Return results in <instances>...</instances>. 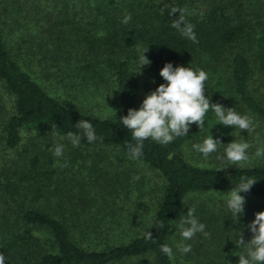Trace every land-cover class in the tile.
Wrapping results in <instances>:
<instances>
[{"label": "trees", "instance_id": "1", "mask_svg": "<svg viewBox=\"0 0 264 264\" xmlns=\"http://www.w3.org/2000/svg\"><path fill=\"white\" fill-rule=\"evenodd\" d=\"M40 1L0 0L5 264H238L237 253L245 254L246 247L237 240L241 234L245 243L251 240L247 225L254 214L244 209L236 219L227 198L217 194L247 177L258 182L240 194L264 199V157L241 168L196 165L180 150L190 125L187 136L168 145L145 140L142 157L133 160L127 145L136 142L120 118L129 108L138 110V72L157 88L166 84L160 70L171 63L205 71V96L213 77L222 89L227 75L228 90L213 104L242 116L249 112L264 125V98L252 89L254 82L264 88V0H48L47 6ZM173 8L179 11L171 15ZM180 15L194 25L198 43L171 26ZM146 49L151 63L140 66ZM59 89L85 96L112 92L118 111L98 115L71 105ZM205 118L219 125L211 109ZM80 120L103 139L88 143L75 127ZM219 126L227 146L235 128ZM69 132L82 136L78 147L66 138ZM58 143L64 145L61 157L53 155ZM107 151L120 155L118 162L100 165ZM188 209L209 235L184 241L191 251L181 254L178 225ZM147 231L152 240L145 238ZM164 244L175 259L160 251Z\"/></svg>", "mask_w": 264, "mask_h": 264}, {"label": "clouds", "instance_id": "2", "mask_svg": "<svg viewBox=\"0 0 264 264\" xmlns=\"http://www.w3.org/2000/svg\"><path fill=\"white\" fill-rule=\"evenodd\" d=\"M178 11L173 8L170 14ZM130 20L129 14L125 17L124 23ZM171 26L177 29L184 38L193 43L199 42L194 32V25L186 23L183 15L174 20ZM146 51L147 49L143 52L140 66L151 63L144 55ZM159 74L166 84H160L155 91L148 94L138 110L129 108L127 115L120 118L121 124L131 131L132 139L136 142L134 145L131 143L127 145L131 159L136 160L142 157L145 140L151 139L161 145H168L178 137L187 136L192 124H196L202 130L205 126V114L209 109L215 113L219 125L233 126L240 131L246 130L247 133L255 131V125L250 116H242L234 108L225 109L219 103L210 104V99L205 96V81L208 80L205 71H194L183 66L173 67L171 63H165ZM75 127L80 130L88 143L103 139L97 137L93 125L87 120H80ZM82 136L69 132L66 138L73 147H78ZM60 139L63 140L65 137H60ZM220 145L224 144L219 139L209 136L203 143L193 145V148L207 159L210 154L217 151ZM226 145L224 156L218 157L226 163V167L236 165L241 168L250 162L251 158L247 153L251 147L249 143L233 140ZM63 150L64 145L58 143L54 146L53 155L61 157ZM254 155L257 158L264 157V148H257ZM257 182L255 178L241 177L234 188L222 194L227 196V208L236 219H238V214H244L246 203L245 197L240 193L249 192ZM181 217L178 225L181 242L176 245V250L181 254H187L191 251V245L184 241L193 239L197 233H203L206 237L209 233L205 231V225L195 218L193 209H188L187 215ZM160 226L163 227V225ZM247 228L251 231L252 238L245 243L241 234L237 240L238 246L243 245L247 249L245 254L239 255L238 264H264V211L255 213V219L247 225ZM145 238L152 240L151 232L147 231ZM160 251L170 260L175 259L173 248L167 244L161 245ZM0 264H5L3 253H0Z\"/></svg>", "mask_w": 264, "mask_h": 264}, {"label": "rangeland", "instance_id": "3", "mask_svg": "<svg viewBox=\"0 0 264 264\" xmlns=\"http://www.w3.org/2000/svg\"><path fill=\"white\" fill-rule=\"evenodd\" d=\"M36 1V0H35ZM29 2V1H28ZM41 6H47L49 1L48 0H41L40 2ZM225 76V75H222ZM227 75L225 77H221V81L220 84L223 86V88L221 89L218 86H215V81L217 79V77H213L212 78V83L211 86L209 87V89L206 92V98L210 99V104H213L215 102V97L217 94L222 93L223 91L225 92L227 89ZM135 79L138 83V103H137V107L138 109L140 108L143 100L145 99V97L150 94L152 91H155V85H153L151 83V81H149L146 77V73L143 71L138 72V74L135 76ZM218 81V80H217ZM252 89H254V93L255 94H259L260 97L264 98V88L259 86L258 82H254L252 83ZM58 92L59 97L62 100H66L68 103H70L71 105H75V106H80L83 107L85 109H89L90 111L98 114V115H108V114H112L113 112L118 111V107H117V100L116 98H114V94L112 92H108V94H104L103 96L101 95H87L85 96L82 92H79L78 90L76 91H70V90H55ZM244 115H248L252 118L254 125H255V131L247 133L246 130L244 131H240L238 128H235L234 130V136H233V140L240 142V141H244L247 142L251 145V147L247 150L248 155L250 156V163H254L258 160H260V158L255 157V152L257 150V148H261V145L264 142V125L261 123L260 120H258L256 117H254L253 115H251L249 112H246ZM205 119V126L203 127V129L201 130L196 124H192L191 127V132H190V136L189 138L186 140V142L183 144V146L181 147V151L182 154L184 155V157L196 164V165H200V166H214V165H218V164H225L226 163L221 160L218 159V157H221L219 155V153L222 152L224 153L223 148H225V145H220L218 146V149L215 153L210 154V156L205 159L202 154L198 153L194 148L193 145L195 144H201L203 143V141L208 138L209 136H212L213 139H219L221 141L222 144L223 140H224V132L221 128V132L220 130H217L218 127H220L218 125L217 122H212V121H208L206 118ZM28 133L23 134V139H22V144L27 142L28 138H27ZM220 147V150H219ZM103 153V152H102ZM103 160L100 163V165H104V163H116L118 162V159L120 157V155H117L115 152L112 151H107V153H103ZM86 164L89 165L91 163L90 158H87L86 160ZM230 166H236V165H230ZM148 173L151 175L152 173H150L148 171ZM83 179L87 180L88 179V174H84ZM242 195V194H241ZM217 196L223 197V198H227L226 195H222V194H217ZM245 197L246 203L244 205V209H247L249 211H251L254 215L253 218H255V213L257 212H262L264 211V199L258 198V197H252V196H248V195H242ZM127 206V205H126ZM126 211V209H124ZM245 253L247 251V249L244 250ZM238 252V250H237ZM241 254V253H240ZM237 258L236 262L239 261V253H237Z\"/></svg>", "mask_w": 264, "mask_h": 264}]
</instances>
